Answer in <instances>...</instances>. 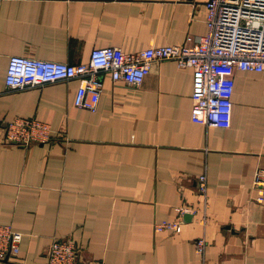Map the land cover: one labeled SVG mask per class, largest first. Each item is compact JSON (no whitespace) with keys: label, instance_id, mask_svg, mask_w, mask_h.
<instances>
[{"label":"crops","instance_id":"obj_1","mask_svg":"<svg viewBox=\"0 0 264 264\" xmlns=\"http://www.w3.org/2000/svg\"><path fill=\"white\" fill-rule=\"evenodd\" d=\"M208 1L0 0V118L52 130L18 146L0 126V225L23 235L0 264H48L56 239H71L91 264H264V204L252 188L264 169V72L230 73L229 129L192 121L193 70L174 60L154 62L138 87L103 74L95 111L75 105L78 80L6 86L13 56L79 64L94 49L187 44L208 33ZM177 220L179 231L155 232Z\"/></svg>","mask_w":264,"mask_h":264},{"label":"built area","instance_id":"obj_2","mask_svg":"<svg viewBox=\"0 0 264 264\" xmlns=\"http://www.w3.org/2000/svg\"><path fill=\"white\" fill-rule=\"evenodd\" d=\"M208 33L189 37L187 44L154 47L138 53H126L120 47L94 49L88 63L70 64L13 56L6 73L8 90L23 91L58 82L78 80L75 105L95 111L104 91L103 74L114 82L140 86L156 61L174 60L180 68L193 70L194 123L229 129L233 121L234 70L264 72V0H209L206 3ZM3 142L29 146L50 139L51 127L31 118H18L3 126ZM255 201L264 204V169L254 174ZM198 192L208 197V179L201 175ZM183 215L185 209L180 208ZM182 222L164 221L155 232L180 230ZM22 233L0 225V260L15 257ZM206 241H197L204 254ZM48 264H91L83 262L81 251L71 239L54 240L47 250Z\"/></svg>","mask_w":264,"mask_h":264},{"label":"water","instance_id":"obj_3","mask_svg":"<svg viewBox=\"0 0 264 264\" xmlns=\"http://www.w3.org/2000/svg\"><path fill=\"white\" fill-rule=\"evenodd\" d=\"M186 217H189V216H186Z\"/></svg>","mask_w":264,"mask_h":264}]
</instances>
